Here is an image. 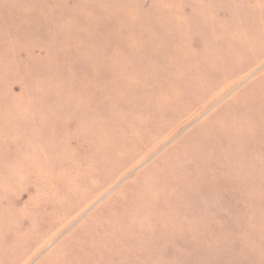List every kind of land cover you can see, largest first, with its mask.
Here are the masks:
<instances>
[{
  "label": "rangeland",
  "instance_id": "374dc122",
  "mask_svg": "<svg viewBox=\"0 0 264 264\" xmlns=\"http://www.w3.org/2000/svg\"><path fill=\"white\" fill-rule=\"evenodd\" d=\"M0 264H264V0H0Z\"/></svg>",
  "mask_w": 264,
  "mask_h": 264
}]
</instances>
